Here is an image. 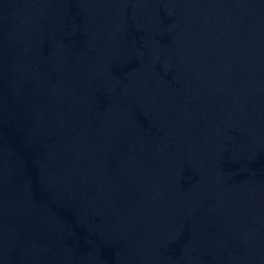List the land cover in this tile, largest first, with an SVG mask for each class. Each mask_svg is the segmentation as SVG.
Instances as JSON below:
<instances>
[{
    "label": "water",
    "instance_id": "water-1",
    "mask_svg": "<svg viewBox=\"0 0 264 264\" xmlns=\"http://www.w3.org/2000/svg\"><path fill=\"white\" fill-rule=\"evenodd\" d=\"M0 264H264V0H0Z\"/></svg>",
    "mask_w": 264,
    "mask_h": 264
}]
</instances>
